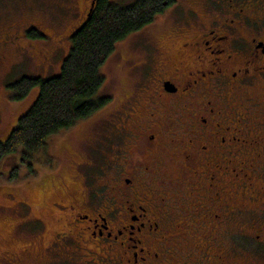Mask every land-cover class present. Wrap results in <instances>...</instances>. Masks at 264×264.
Returning a JSON list of instances; mask_svg holds the SVG:
<instances>
[{"label": "flooded vegetation", "instance_id": "flooded-vegetation-1", "mask_svg": "<svg viewBox=\"0 0 264 264\" xmlns=\"http://www.w3.org/2000/svg\"><path fill=\"white\" fill-rule=\"evenodd\" d=\"M60 2L84 22L98 0ZM129 39L107 60L128 83L79 123L101 138L27 217L38 249L2 264H264V0H173Z\"/></svg>", "mask_w": 264, "mask_h": 264}, {"label": "rangeland", "instance_id": "rangeland-1", "mask_svg": "<svg viewBox=\"0 0 264 264\" xmlns=\"http://www.w3.org/2000/svg\"><path fill=\"white\" fill-rule=\"evenodd\" d=\"M110 1L115 5L124 6L136 0ZM80 16L79 10L76 16L74 8L62 4L60 0H0V36L9 31L23 48L20 49L16 45L19 49L17 50L16 46L12 45L5 49L0 45V54L6 53V50L10 52L7 60L0 63V141L6 139L17 119L30 108L38 94V88L34 87L26 97L16 101L12 99L8 86L23 76L47 78L58 75L70 48V36L83 24V18ZM33 28L43 37H27L26 32ZM127 41L123 40L116 45L118 53L125 54L132 46L133 39H129V44ZM116 60L107 61L101 68L106 78L100 91L102 95L108 96L110 91L128 83L127 66L119 60V56ZM104 116L105 114L100 117ZM97 118L94 123L78 124L71 130L52 137L48 141L45 156L43 155L46 166L41 165L42 155L37 157L41 158L40 164H34L33 168L37 174L35 178L29 179L30 173L24 172L19 173L18 181H9L7 173L14 165L13 159L7 157L0 165V257L4 251H20L28 247L38 249L37 242L27 236L24 223L27 222L28 216L38 215L43 209L40 204L42 197L49 193L60 194L61 190L56 184L60 182L61 177L74 174V168L71 166L73 162L75 165L82 161L84 156L89 158L86 142L90 139L97 142L103 134L102 126L97 124ZM95 159H92L91 166L78 167L85 169V182L90 186L96 184L91 176L99 170L101 156L95 154ZM69 167L73 169L72 172ZM34 170L32 169V172ZM42 187L45 190H42ZM23 264L71 263L27 261Z\"/></svg>", "mask_w": 264, "mask_h": 264}, {"label": "trees", "instance_id": "trees-1", "mask_svg": "<svg viewBox=\"0 0 264 264\" xmlns=\"http://www.w3.org/2000/svg\"><path fill=\"white\" fill-rule=\"evenodd\" d=\"M172 3L173 0H136L118 6L109 0H98L87 19L71 34L70 48L58 75L23 76L8 86L16 101L38 88L34 103L0 141V165L7 157L14 163L7 173L9 181H18L19 173L24 172L30 173L29 179L36 177L33 167L40 164L41 158V165L46 166L48 141L108 104L110 98L100 94L106 79L102 66L119 42L149 24ZM26 36L43 37L35 29L27 31Z\"/></svg>", "mask_w": 264, "mask_h": 264}, {"label": "water", "instance_id": "water-1", "mask_svg": "<svg viewBox=\"0 0 264 264\" xmlns=\"http://www.w3.org/2000/svg\"><path fill=\"white\" fill-rule=\"evenodd\" d=\"M92 6H93V2H92Z\"/></svg>", "mask_w": 264, "mask_h": 264}]
</instances>
